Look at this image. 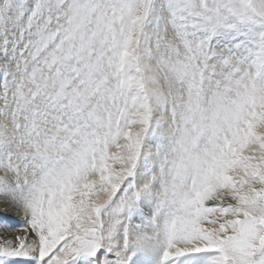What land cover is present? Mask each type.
Returning a JSON list of instances; mask_svg holds the SVG:
<instances>
[{"label":"snow or ice","instance_id":"snow-or-ice-1","mask_svg":"<svg viewBox=\"0 0 264 264\" xmlns=\"http://www.w3.org/2000/svg\"><path fill=\"white\" fill-rule=\"evenodd\" d=\"M0 264H264V0H0Z\"/></svg>","mask_w":264,"mask_h":264}]
</instances>
